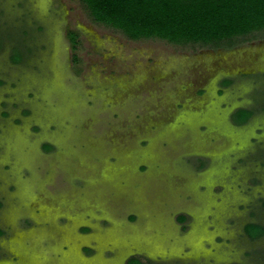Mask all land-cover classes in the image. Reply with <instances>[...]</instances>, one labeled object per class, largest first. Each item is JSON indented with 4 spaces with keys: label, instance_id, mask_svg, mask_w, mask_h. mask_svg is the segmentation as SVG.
<instances>
[{
    "label": "rangeland",
    "instance_id": "374dc122",
    "mask_svg": "<svg viewBox=\"0 0 264 264\" xmlns=\"http://www.w3.org/2000/svg\"><path fill=\"white\" fill-rule=\"evenodd\" d=\"M248 223L264 32L130 39L81 0H0V264H264Z\"/></svg>",
    "mask_w": 264,
    "mask_h": 264
},
{
    "label": "trees",
    "instance_id": "16d2710c",
    "mask_svg": "<svg viewBox=\"0 0 264 264\" xmlns=\"http://www.w3.org/2000/svg\"><path fill=\"white\" fill-rule=\"evenodd\" d=\"M94 22L121 31L130 39L159 38L172 43L219 45L254 32H264V0H81ZM77 32L69 31L73 46ZM19 57L14 58V61ZM225 80L223 83L227 84ZM239 107L231 115L237 125L252 116ZM50 145L44 144L48 149ZM179 219L182 221L183 217ZM251 239L264 234L258 223L246 224ZM0 229V235L2 234ZM127 264H143L135 257Z\"/></svg>",
    "mask_w": 264,
    "mask_h": 264
}]
</instances>
